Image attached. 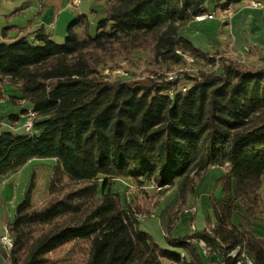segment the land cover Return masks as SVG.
<instances>
[{
  "label": "trees",
  "instance_id": "obj_1",
  "mask_svg": "<svg viewBox=\"0 0 264 264\" xmlns=\"http://www.w3.org/2000/svg\"><path fill=\"white\" fill-rule=\"evenodd\" d=\"M235 1L106 0L94 34L87 15L76 12L61 44L43 26L32 38L12 40L7 32L17 28L0 30V81L17 86L36 114L30 134L0 132V176L33 158L56 161L44 201L33 205L30 187L7 224L13 248L0 249L9 264H47L49 254L68 246L80 252V264H206L200 240L222 253L221 264H236L241 251L264 264V239L252 228L264 212V63L210 56L180 33L211 6ZM177 49L194 63L173 80L165 71L114 81L103 74L143 55L155 75L184 66ZM201 61L207 71L197 67ZM6 117L14 116L0 115V123ZM215 165L226 169L217 181L223 193L211 200L210 230L171 236L196 177ZM122 178L160 193L177 181V199L160 220L166 248L139 229L135 211L111 191Z\"/></svg>",
  "mask_w": 264,
  "mask_h": 264
},
{
  "label": "rangeland",
  "instance_id": "obj_2",
  "mask_svg": "<svg viewBox=\"0 0 264 264\" xmlns=\"http://www.w3.org/2000/svg\"><path fill=\"white\" fill-rule=\"evenodd\" d=\"M105 2L106 0H86L84 2L82 8L83 12L88 17L89 31L91 34L95 33L96 22L105 16ZM90 8H92L93 11H90ZM203 27H209V29H207L208 34H212L215 37H217V35H219L220 33V30L217 28V23L212 27L209 26L208 21L202 23H194L187 27L185 26L181 29L180 33L182 36L189 39L196 48H198L202 52H209L211 55H213L216 52L210 51L214 49L215 45L214 43L209 41V35L206 36L203 31ZM64 36L65 34L59 37L53 33L51 35V38L56 43L61 44L64 41ZM248 50L249 48H247L246 50H234L230 40L229 44H227L224 48V53H228L233 57L244 61L247 66L264 63V59L258 56L255 51H250L248 53ZM133 60L134 62H136V64H133L131 60H128V63L120 67L127 71V75L121 77L116 76L114 77V79H112V81L116 79L133 80L138 79V77L140 76H150L152 78H155L163 73V71H165V74L168 72L178 73L179 70L186 68L185 66H175L174 68L170 67L168 70H159L157 72V75H155L151 72L154 69L153 66H151L152 58L143 55V58L141 60ZM134 67H138V69ZM197 67L203 71H207L210 68L202 61L199 62V65ZM134 71H136L137 73L135 74ZM1 88L6 94V100L0 103L1 112H9L13 104H18L15 107L16 113H19L22 109L27 110L30 108L29 102H24L23 104L19 105L21 100L14 97L17 95L18 91L14 85L8 83L4 84L0 82V90ZM22 113L24 114L25 111ZM6 118L7 120H9L8 117ZM13 122L14 121H11L12 126L17 129V127H19V124L15 125ZM6 129L7 128L2 127L1 130ZM15 132L17 134H23L25 131L21 127ZM55 165L56 161L54 158H33L16 170L13 182L9 183L11 186H8L7 190L4 193V196H6V200L12 198V200H8L6 204L9 213H15L17 205L24 199L30 187L31 203L33 205H38L44 201L47 196L49 181ZM225 169L226 168L222 166H210L205 170V172L196 177L193 192L187 195L185 205L183 206L181 213L177 216V218L173 222V226L169 229V233L171 234V236H185L189 233L195 232L196 230L201 231L205 227L208 228L207 231L210 230V225L208 224H212L214 222L211 200L214 198H219L223 193L222 186L217 181L224 174ZM110 189L112 192L118 194L119 202L122 206H129L135 211V215L138 218L139 229L146 233L150 238H152L160 247L166 248V244L164 241V231H166L167 229L166 219H164V222L162 224L160 223V220L163 217V210L171 206L177 199V181L174 185H172L162 193H160V190H157L154 187V184H150L148 186L145 184L141 185L133 182L130 178L114 180V182L111 184ZM259 191L264 205V178L262 180ZM191 206L196 207V211L193 214L183 212V209ZM236 219H238V217L234 215V220L236 221ZM252 228L258 237L264 239V212L261 216L252 221ZM203 248L205 249L206 253L213 252V255L216 256V250H208L204 246ZM242 252L243 251H241L240 255L242 254ZM48 258L49 261L47 262V264H80L82 256L80 252L75 253L70 249V246H68L52 254H49ZM161 263L172 264L165 260H162ZM211 263L213 264L212 261Z\"/></svg>",
  "mask_w": 264,
  "mask_h": 264
},
{
  "label": "crops",
  "instance_id": "obj_3",
  "mask_svg": "<svg viewBox=\"0 0 264 264\" xmlns=\"http://www.w3.org/2000/svg\"><path fill=\"white\" fill-rule=\"evenodd\" d=\"M85 1L81 2L79 7L75 9L69 6V0H0V30L8 25L17 28L7 32L8 39L12 40L24 35L32 38L33 31L43 26L47 31H50L51 35L54 33L60 37L65 34L66 27L74 18L76 12L79 14H85L82 8ZM226 9L228 11L224 13L223 11ZM16 10L17 12H15ZM90 11H93L92 8H90ZM209 12L214 13V18L202 21H195L193 19L186 25V27L194 23H202L206 21L209 22V26L213 27L217 23V28L220 30L217 37L208 34L207 29H209V27H203L206 36L209 35V41L215 45L214 49L210 52H221L233 57L228 53H224V48L231 40L234 50H246L249 48L247 51L248 53L250 51H255L258 56L264 59V9L249 7L246 4V0H237L223 9L211 6ZM222 16L225 17L224 21H221ZM18 29L26 30L19 32ZM0 82L6 84L3 81ZM15 87L17 88V86ZM0 91V103H2L6 100V94L2 88ZM19 95L20 93L17 91V95L14 97L18 98ZM23 103L24 101L21 100L19 105ZM17 105H12L10 111L7 112L9 114H7L6 111H0V115L2 116H14L13 118H9V120L5 118L0 123V132L3 131L1 130L2 127L7 128L6 130L12 131H16L22 127L24 121L22 112L25 109L16 113L15 107ZM11 121H14L13 123L15 125L19 124V127L15 129L12 126ZM16 170L0 176V235L6 230L7 224L11 223L15 217V213L12 214L8 212L6 205L7 201H11L12 198L6 200L4 193L7 190V187L11 186L9 183L13 182ZM196 245L206 264H212L211 261L213 264L222 263V253L217 251L216 256H214L213 252H210V257H208V253L205 252L202 245H199L198 242ZM0 264H9L4 258L1 249Z\"/></svg>",
  "mask_w": 264,
  "mask_h": 264
},
{
  "label": "built area",
  "instance_id": "obj_4",
  "mask_svg": "<svg viewBox=\"0 0 264 264\" xmlns=\"http://www.w3.org/2000/svg\"><path fill=\"white\" fill-rule=\"evenodd\" d=\"M85 0H69V6L72 8L77 9L79 7V5L81 4V2H83ZM246 4L249 7L252 8H257V9H264V0H246ZM223 11V10H222ZM221 11V12H222ZM228 10L226 9L225 11H223L224 13L227 12ZM224 15V14H222ZM214 18V13L212 12H204V13H200L196 16H194V20L195 21H202V20H206V19H212ZM225 17L222 16L221 21H224ZM178 55H180L182 57V59L185 61L184 66L186 68H184V70H188L190 69L189 66L191 64L194 63V58L185 52H182L181 50L177 49L175 51ZM212 56V55H210ZM215 66L213 68L216 67L217 64V59L218 56L215 55ZM235 59H237L239 62H244L242 60H239L238 58L234 57ZM245 63V62H244ZM183 70V69H181ZM103 74L107 77L108 80H112L114 79V77L116 76H126L127 75V71L124 70L123 68L117 67V68H106L103 71ZM177 73L176 72H168L165 74L166 76V80H173L176 77ZM185 87L182 86L180 87V91L184 92L185 91ZM169 94H172V91H169ZM24 116V121L22 123V128L24 129V131L26 133H32L33 132V128H34V122L36 119V114L32 109H28L25 111V113L23 114ZM157 190L160 188L158 186H154ZM196 211V207L195 206H191V207H186L185 209H183L184 213H188V214H193ZM199 245H202V247H206L209 250V247H207L205 245V243L200 240L198 241ZM0 247L1 249L6 253L9 254L11 249L13 248V237L12 235L7 231V229L0 235ZM204 249V248H203ZM205 250V249H204ZM237 253V249L231 250L227 255L234 257ZM241 257L238 258V260L236 261V264H253V262L242 252V254L240 255ZM216 264H221V263H216Z\"/></svg>",
  "mask_w": 264,
  "mask_h": 264
}]
</instances>
